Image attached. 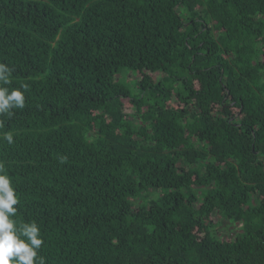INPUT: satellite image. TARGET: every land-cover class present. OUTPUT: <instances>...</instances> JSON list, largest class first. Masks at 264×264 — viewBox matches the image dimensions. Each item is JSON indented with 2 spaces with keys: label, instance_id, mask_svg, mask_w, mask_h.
<instances>
[{
  "label": "trees",
  "instance_id": "1",
  "mask_svg": "<svg viewBox=\"0 0 264 264\" xmlns=\"http://www.w3.org/2000/svg\"><path fill=\"white\" fill-rule=\"evenodd\" d=\"M0 63L46 264H264V0H0Z\"/></svg>",
  "mask_w": 264,
  "mask_h": 264
},
{
  "label": "clouds",
  "instance_id": "2",
  "mask_svg": "<svg viewBox=\"0 0 264 264\" xmlns=\"http://www.w3.org/2000/svg\"><path fill=\"white\" fill-rule=\"evenodd\" d=\"M12 69L0 63V115H13L12 109H23L25 106L24 91L5 85L10 83ZM21 88L27 89V85ZM3 121H0V128ZM9 145L13 143L10 132L3 135ZM19 203L15 189L4 165L0 163V264H46L43 257L38 256L43 240L40 228L33 221L17 225L12 219L17 213L15 207Z\"/></svg>",
  "mask_w": 264,
  "mask_h": 264
},
{
  "label": "rangeland",
  "instance_id": "3",
  "mask_svg": "<svg viewBox=\"0 0 264 264\" xmlns=\"http://www.w3.org/2000/svg\"><path fill=\"white\" fill-rule=\"evenodd\" d=\"M217 221V220H216Z\"/></svg>",
  "mask_w": 264,
  "mask_h": 264
}]
</instances>
